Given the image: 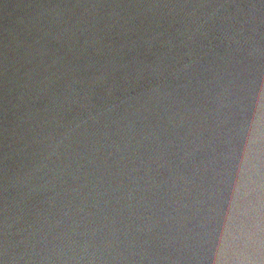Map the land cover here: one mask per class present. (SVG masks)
Instances as JSON below:
<instances>
[{
    "label": "water",
    "instance_id": "95a60500",
    "mask_svg": "<svg viewBox=\"0 0 264 264\" xmlns=\"http://www.w3.org/2000/svg\"><path fill=\"white\" fill-rule=\"evenodd\" d=\"M258 86L264 0H0V264H186Z\"/></svg>",
    "mask_w": 264,
    "mask_h": 264
},
{
    "label": "clouds",
    "instance_id": "9594fccd",
    "mask_svg": "<svg viewBox=\"0 0 264 264\" xmlns=\"http://www.w3.org/2000/svg\"><path fill=\"white\" fill-rule=\"evenodd\" d=\"M246 113V126L226 119L209 144L208 186L181 229L186 264H264V88L254 90Z\"/></svg>",
    "mask_w": 264,
    "mask_h": 264
}]
</instances>
